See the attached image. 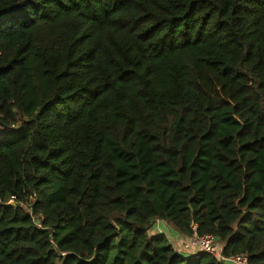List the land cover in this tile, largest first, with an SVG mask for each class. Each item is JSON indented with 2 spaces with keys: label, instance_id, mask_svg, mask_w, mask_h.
Here are the masks:
<instances>
[{
  "label": "trees",
  "instance_id": "1",
  "mask_svg": "<svg viewBox=\"0 0 264 264\" xmlns=\"http://www.w3.org/2000/svg\"><path fill=\"white\" fill-rule=\"evenodd\" d=\"M0 128V264H264V0H0Z\"/></svg>",
  "mask_w": 264,
  "mask_h": 264
},
{
  "label": "built area",
  "instance_id": "2",
  "mask_svg": "<svg viewBox=\"0 0 264 264\" xmlns=\"http://www.w3.org/2000/svg\"><path fill=\"white\" fill-rule=\"evenodd\" d=\"M14 200L15 198L12 199L9 203L12 204ZM192 229L193 233L190 237H188L187 243L183 246V248H181L182 251L196 250L199 253H204L217 258L219 261L226 264H249L250 258L248 254L243 253L225 256L223 254V246L217 242L216 238L213 235H200L197 231L196 225H193Z\"/></svg>",
  "mask_w": 264,
  "mask_h": 264
},
{
  "label": "crops",
  "instance_id": "3",
  "mask_svg": "<svg viewBox=\"0 0 264 264\" xmlns=\"http://www.w3.org/2000/svg\"><path fill=\"white\" fill-rule=\"evenodd\" d=\"M158 222V223H157ZM155 223V222H154ZM156 234H164L169 239L170 243L174 246L176 251L181 254L183 246L187 243L188 238L181 237L180 235L176 234V232L172 229H167L166 225L162 222L156 221L155 224H153ZM171 232V233H170ZM180 248V249H179ZM184 250V249H183ZM183 253V252H182ZM196 250H188L186 256H193L198 254Z\"/></svg>",
  "mask_w": 264,
  "mask_h": 264
},
{
  "label": "rangeland",
  "instance_id": "4",
  "mask_svg": "<svg viewBox=\"0 0 264 264\" xmlns=\"http://www.w3.org/2000/svg\"><path fill=\"white\" fill-rule=\"evenodd\" d=\"M5 135H6V131L3 130L2 128H0V141L3 139V137H4ZM35 220H36L37 222H40V221H41V218H40V217H37ZM155 223H156V222H155ZM155 223H154V224H155ZM166 227H167V229L169 228V229L174 230L171 226H167V225H166ZM169 229H168V230H169ZM174 231H175V230H174ZM170 233H171V232H170ZM149 234H150V235H157L154 226L150 228V230H149ZM117 250H118V247H117V245H115V246H114V252H113L112 258H114L115 253H116ZM181 250H182V249H181ZM182 252H183V253H182ZM182 252H181V254H182L183 256H185L186 258L189 257V256H186V254H185V253H187V251H182ZM147 262H148V256H146V258L143 259V260H141L138 264H147Z\"/></svg>",
  "mask_w": 264,
  "mask_h": 264
},
{
  "label": "water",
  "instance_id": "5",
  "mask_svg": "<svg viewBox=\"0 0 264 264\" xmlns=\"http://www.w3.org/2000/svg\"><path fill=\"white\" fill-rule=\"evenodd\" d=\"M12 205H14V204L12 203Z\"/></svg>",
  "mask_w": 264,
  "mask_h": 264
}]
</instances>
